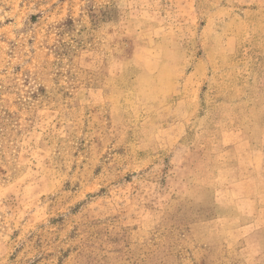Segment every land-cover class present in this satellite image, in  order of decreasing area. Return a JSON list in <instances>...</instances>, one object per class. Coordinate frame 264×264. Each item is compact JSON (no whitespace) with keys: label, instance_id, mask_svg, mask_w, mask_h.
Wrapping results in <instances>:
<instances>
[{"label":"rangeland","instance_id":"1","mask_svg":"<svg viewBox=\"0 0 264 264\" xmlns=\"http://www.w3.org/2000/svg\"><path fill=\"white\" fill-rule=\"evenodd\" d=\"M0 264H264V0H0Z\"/></svg>","mask_w":264,"mask_h":264}]
</instances>
